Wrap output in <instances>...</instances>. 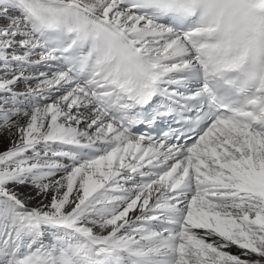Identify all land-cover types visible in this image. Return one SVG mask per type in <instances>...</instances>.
I'll list each match as a JSON object with an SVG mask.
<instances>
[{
    "label": "snow or ice",
    "instance_id": "snow-or-ice-1",
    "mask_svg": "<svg viewBox=\"0 0 264 264\" xmlns=\"http://www.w3.org/2000/svg\"><path fill=\"white\" fill-rule=\"evenodd\" d=\"M0 264H264V0H0Z\"/></svg>",
    "mask_w": 264,
    "mask_h": 264
}]
</instances>
